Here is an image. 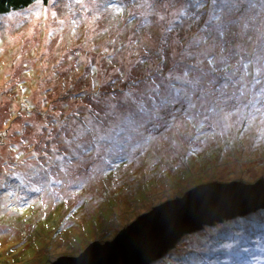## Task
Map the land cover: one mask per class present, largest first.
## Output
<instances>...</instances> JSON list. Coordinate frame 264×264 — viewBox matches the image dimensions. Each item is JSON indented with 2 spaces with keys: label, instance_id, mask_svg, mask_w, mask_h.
<instances>
[{
  "label": "rangeland",
  "instance_id": "obj_1",
  "mask_svg": "<svg viewBox=\"0 0 264 264\" xmlns=\"http://www.w3.org/2000/svg\"><path fill=\"white\" fill-rule=\"evenodd\" d=\"M231 182L264 186V0H47L0 14V264H62L191 188ZM260 208L146 264H193L187 250L214 251ZM239 224L264 261V231Z\"/></svg>",
  "mask_w": 264,
  "mask_h": 264
},
{
  "label": "water",
  "instance_id": "obj_2",
  "mask_svg": "<svg viewBox=\"0 0 264 264\" xmlns=\"http://www.w3.org/2000/svg\"><path fill=\"white\" fill-rule=\"evenodd\" d=\"M189 190L179 201H171L166 208L145 214L120 230L111 241L89 246L82 255L83 251L80 256L63 259L62 264H146L186 232L264 207V186L259 182L242 186L211 183Z\"/></svg>",
  "mask_w": 264,
  "mask_h": 264
},
{
  "label": "trees",
  "instance_id": "obj_3",
  "mask_svg": "<svg viewBox=\"0 0 264 264\" xmlns=\"http://www.w3.org/2000/svg\"><path fill=\"white\" fill-rule=\"evenodd\" d=\"M38 1H47V0H0V14L8 13L13 10H18L25 8L29 5L34 4ZM149 76V75H148ZM252 215L248 216H239L238 219H233V227L228 226L224 229L220 230L218 234H216L215 242L217 246L213 250H208L205 255L203 253H199L196 256V259L193 258V248L188 252L187 250V257L188 261H193V264H198L201 260L200 264H255V262H264L262 260H257L253 256V253L249 251L248 241L243 234L245 231L250 229V224H243L245 222L254 223L256 226L254 228L260 227L258 232L264 231V207L260 208L257 212L251 213ZM258 217H262L263 220L261 223L262 225H258L257 219ZM138 218V217H137ZM136 218V219H137ZM129 222L125 228L129 227L132 223L136 221ZM242 223L243 225L239 224ZM124 229V228H123ZM122 230V228L120 229ZM257 232V233H258ZM119 233V232H118ZM117 233V234H118ZM254 233V229H253ZM256 233V232H255ZM115 237V236H114ZM112 236L109 235L108 239L102 240L100 242L106 243L111 241ZM239 241L242 242V246L239 244ZM245 245H247L245 247ZM261 258L264 259V254L261 255ZM192 259V260H191Z\"/></svg>",
  "mask_w": 264,
  "mask_h": 264
},
{
  "label": "snow or ice",
  "instance_id": "obj_4",
  "mask_svg": "<svg viewBox=\"0 0 264 264\" xmlns=\"http://www.w3.org/2000/svg\"><path fill=\"white\" fill-rule=\"evenodd\" d=\"M213 2H215V0H213ZM181 14H183V13H181ZM213 19H217L218 20L219 17L218 16H214ZM220 34L223 35V32H221ZM207 62H208L209 65H213L214 64V61L213 60H208ZM204 75H207V74H204ZM187 77H188V72H185L184 73V76H183V79L186 82L192 84L193 86H195V84L199 83V80H196V81H188L187 80ZM177 79H181V77H177ZM177 96H179V92H177ZM162 99H163V102H172V101L175 100V97H171L170 99L169 98H162ZM190 106H192V105H190ZM142 111H143V109H142Z\"/></svg>",
  "mask_w": 264,
  "mask_h": 264
}]
</instances>
